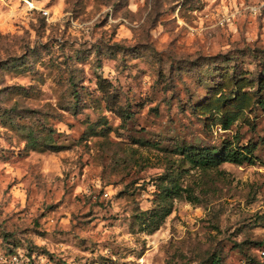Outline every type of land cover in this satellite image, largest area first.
Wrapping results in <instances>:
<instances>
[{
  "label": "rangeland",
  "instance_id": "obj_1",
  "mask_svg": "<svg viewBox=\"0 0 264 264\" xmlns=\"http://www.w3.org/2000/svg\"><path fill=\"white\" fill-rule=\"evenodd\" d=\"M0 264H264V0H0Z\"/></svg>",
  "mask_w": 264,
  "mask_h": 264
},
{
  "label": "trees",
  "instance_id": "obj_2",
  "mask_svg": "<svg viewBox=\"0 0 264 264\" xmlns=\"http://www.w3.org/2000/svg\"><path fill=\"white\" fill-rule=\"evenodd\" d=\"M231 122L232 120H228L224 124L225 129H228L230 127ZM255 158L256 157L253 155L252 151H249L247 147H245L244 149H232L228 146H225L219 152L208 151L206 156L203 157L200 162L209 164L211 166H218L224 162H231L236 164H254ZM172 193L179 194V191H175V189L172 188L171 190H169V196H171ZM171 211L172 207L168 204L162 209L160 213L156 214V223L155 225H152V229H158L160 227L161 221L164 220L171 213Z\"/></svg>",
  "mask_w": 264,
  "mask_h": 264
},
{
  "label": "built area",
  "instance_id": "obj_3",
  "mask_svg": "<svg viewBox=\"0 0 264 264\" xmlns=\"http://www.w3.org/2000/svg\"><path fill=\"white\" fill-rule=\"evenodd\" d=\"M45 14H46V12H45Z\"/></svg>",
  "mask_w": 264,
  "mask_h": 264
}]
</instances>
